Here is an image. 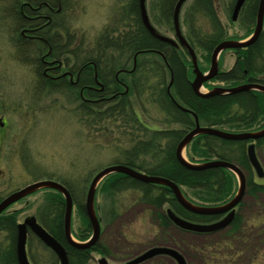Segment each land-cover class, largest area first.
Here are the masks:
<instances>
[{
    "label": "trees",
    "instance_id": "16d2710c",
    "mask_svg": "<svg viewBox=\"0 0 264 264\" xmlns=\"http://www.w3.org/2000/svg\"><path fill=\"white\" fill-rule=\"evenodd\" d=\"M20 1L18 0L16 3ZM43 1L36 0L40 4ZM56 1L58 0H53V2L48 0L49 5H55ZM177 2L178 0H161V3L156 4L152 11L154 13L156 8H159L165 18L172 20ZM259 3L260 0H247L244 6L246 10L244 16L249 22H255ZM15 7L17 9L16 4ZM231 7H233V4ZM25 9L32 8L25 7ZM16 13L19 24L21 21L20 10ZM188 14L189 16H185L184 22L187 27V31L184 33L185 37L196 53L199 55V52H201L204 61L210 63L213 50L222 42L229 40L227 31L218 17L215 0H194ZM194 15L203 19L206 18L210 26L207 28L199 27L197 19L193 17ZM158 21L156 20L157 25L160 24ZM22 23L23 27L27 26L28 29H35L33 21L24 19ZM119 23L121 25L120 31L111 32L106 29L96 39L90 51L87 48H83L82 45L75 47L73 40L71 41L72 44L67 43V36L69 35H62L65 41L60 39L59 29L65 30L62 25V19L59 20L57 17V20L52 24L50 32L48 30L51 26L44 28L47 30L44 36L50 40V44L54 48L52 58L64 60L66 65H71L70 67L74 71H78L88 64L91 66L87 67L82 73L77 85L71 84L68 79L51 80L38 74L39 85L37 93L51 94L58 92L70 98L74 96L71 100V102H76L77 104H75L74 112L85 126L88 124L93 129L98 127L104 132L116 130L122 138L129 135L131 131L141 133L137 136L138 138H133L131 146L122 153L123 158L116 164L125 165L149 176L162 177L175 183L182 190L185 197L194 204L216 206L228 202L234 196L233 192L236 187V177L232 173L222 169L194 171L184 168L178 162L176 158L177 146L195 128L196 123L193 115L174 106L166 92L165 86L167 85L168 87L170 83L167 84V76L171 77L169 71L171 70L174 76L171 93L177 102L194 112L199 117L202 127L216 128L221 131L234 133L251 131L257 125L254 122L251 123L247 116L249 110L246 109L247 106H244L247 101L246 95L208 99L197 97L191 87V80L193 79L192 62L188 51L172 47L149 34L141 21L138 0H134L131 3L128 12L124 11ZM172 29L174 30V28ZM52 30H55L56 33L58 32V34ZM53 40L58 42L56 46ZM263 41L264 36H261L260 40L250 49L236 51L238 62L234 70L222 75L220 80L227 83L234 82V84L238 85L239 82L243 81L244 69L256 72L259 68L258 62H264ZM31 42L30 46L34 50L41 48H38L39 45L36 42ZM18 45L22 53H26L28 52L26 50L30 49L22 42ZM72 45L73 47L70 48ZM153 51L159 52L161 55L150 54ZM142 52H147L149 55L139 57L136 71L131 75L118 74L124 70H133L134 57ZM165 63H167V67ZM149 69L159 70L161 74L155 71L148 79L147 73L151 71ZM117 75H119L118 79ZM152 78L157 80L159 88L162 87L160 91L155 89L156 85H152ZM97 82L102 84L104 87L103 91L96 90L98 87ZM121 83L128 89L127 93H125L126 90ZM84 87H90L88 101L80 98V90ZM248 100L252 105L257 104L264 108V102L256 103L253 98H248ZM148 106L158 107L163 114L167 111V125H181L182 130H168L166 136L164 132L145 129L146 118L144 117V120L142 116L148 111ZM163 140H165L164 145ZM151 143L156 145L150 146L149 144ZM262 143H264V140L259 141L258 146ZM147 159L157 161L153 164L154 166H152L151 170L148 169L146 164ZM187 159L193 164L214 159L228 161L240 167L245 173H252L247 157L246 142H229L213 136H200L193 140L187 148ZM249 183L254 184L253 181ZM62 184L70 191L77 212L83 218L84 225L87 228L86 231L78 235L82 238L86 236L89 229L83 197L85 191L78 192L74 190L73 186L67 183ZM126 191H137L139 193L137 196L139 201L137 203L152 209L155 221L166 223L167 231L175 228L184 233L175 227L167 215L163 213V208L166 205L177 216L195 223H213L219 218L192 214L177 202L168 187L144 184L123 174L109 176L101 183L99 188V193L104 194L117 195ZM260 193H264V187L258 185H254L250 192L252 195H260ZM44 194L49 197L48 200L53 201L52 207L48 211H43L39 208L36 215L38 222L58 242L66 247L71 264H88L90 251H79L69 247L66 243L64 235V198L55 191L45 190ZM3 199L0 198V202ZM97 212L99 214L98 209ZM17 217V213H6L0 217V236L5 238L7 243L6 247L0 248V264H18L16 254L18 238ZM199 235H204L203 237L218 235L220 237V239L212 242L208 248L204 247V249H201V254L210 261H216L222 250H233V246L242 245L241 242H244L246 238L245 228L241 227L240 223H234L231 229H224L209 235ZM173 238L172 236H167V246L178 249V243ZM35 240L38 241L34 235L29 234L30 261L32 264H44L37 255ZM178 251L187 258L189 248L183 246V249ZM50 260L51 262L45 264H56L55 257Z\"/></svg>",
    "mask_w": 264,
    "mask_h": 264
},
{
    "label": "rangeland",
    "instance_id": "374dc122",
    "mask_svg": "<svg viewBox=\"0 0 264 264\" xmlns=\"http://www.w3.org/2000/svg\"><path fill=\"white\" fill-rule=\"evenodd\" d=\"M16 1L18 0H0V123L3 124L0 127V198H5L39 181L51 180L67 183L78 192L85 191L83 197L86 201L92 178L99 171L120 162L123 158L122 153L131 146L133 138H138L137 136L141 133L131 131L129 135L122 138L116 130L104 132L98 127L93 129L88 124L85 126L74 112L77 105L76 102H71L74 96L70 98L58 92L37 93L38 74L43 78L46 77L43 74L42 58L46 55L47 49L44 44L39 43L37 45H39L38 48L41 47L40 49L34 50L30 46L31 41L27 40L29 35L23 34L29 29L27 26L23 27L22 21L33 17L32 9L24 10L25 7L35 9L41 4L36 0H19V3ZM133 1L58 0L55 5H51L54 6L55 13L49 14L46 11V15H49L48 19L32 21L36 27L48 23L45 28L51 26L48 30L50 32L57 17L59 20L62 19L65 30L59 29L60 39L64 40L62 35H69L67 43L72 44L73 40L75 47L82 45L90 51L96 39L106 29L111 32L121 30L119 21L124 11L128 12ZM44 2L49 4L48 0ZM235 2V0H215V5L218 17L227 31V37L239 41L246 39L250 32V35L254 32L256 19L254 23L246 20L244 7L237 21L234 22L232 16ZM146 3L148 16L158 33L175 40L172 20L165 18L159 8H156L154 13L152 11L156 4L161 3V0H147ZM192 3L194 0L189 1L181 12L183 33L187 31L184 23L185 16H189ZM232 4L233 7H231ZM18 10L21 13L19 24L16 13ZM193 17L197 19L199 27L210 26L206 18L195 15ZM156 20H159L160 24L157 25ZM52 31L55 32V30ZM262 36H264V30ZM20 42L30 47L26 50L28 52L22 53L18 47ZM53 43L56 46L58 42L53 40ZM72 47L73 45L70 48ZM235 55L232 50L222 55L224 67L228 69L231 65L233 66V60H236ZM198 56L201 64L209 69L210 63L204 61L201 52ZM149 70L151 71L147 73L148 79L156 71ZM156 72L161 74L159 70ZM151 82L152 85H156L155 89L160 91L162 87L157 86V80L152 78ZM169 82L170 77L167 76V84ZM99 84L97 83L96 90L98 88L101 90ZM147 109L148 111L142 117H148L147 124L150 128L167 129V131L182 130L181 125H165L162 110L158 107L148 106ZM164 144L165 140H163ZM260 152L264 162V148ZM184 156L186 158V152ZM155 162L157 161L147 159L146 164L149 170L153 168ZM257 181L264 184V180L257 179ZM237 187L236 184L234 196L238 190ZM138 195L137 191H126L117 195L100 192L97 195L96 205L103 228L102 243L108 249L109 257L106 258H110L111 263L123 264L138 255L146 246L155 244L156 231L152 223L156 221L153 211L137 203ZM48 199L44 191H41L16 203L8 213H17L18 223L21 224L30 217H36L39 208L48 211L53 202ZM245 201V213L249 222L257 224L258 221L264 220V196H258L257 199L247 196ZM168 210L166 205L163 213L166 214ZM73 221L74 229H80L82 221L77 214L76 206ZM245 233L246 238L244 242H241L242 245L233 246V250H222L216 261L208 260L201 254V249L208 248L212 242L220 239L218 235L203 237L204 235L199 234L180 233L172 228L167 231V236L174 237V241L178 243V249L172 247L177 252L182 250L183 246L189 248L186 258L188 264H264V236L259 234L258 228L247 229ZM5 240L0 236V248L6 247ZM34 242L37 246V241ZM99 259L101 256L96 255L91 264H98ZM167 264L172 263L167 260Z\"/></svg>",
    "mask_w": 264,
    "mask_h": 264
},
{
    "label": "water",
    "instance_id": "95a60500",
    "mask_svg": "<svg viewBox=\"0 0 264 264\" xmlns=\"http://www.w3.org/2000/svg\"><path fill=\"white\" fill-rule=\"evenodd\" d=\"M146 1L147 0H139L140 17H141L143 26L145 27V29L149 32V34L152 37L160 41H163L167 44H170L173 47H178V48L183 47L186 51H188V54L191 57L192 65L194 68V80L192 82V88L197 97L201 99H208V98H213V97L236 95V94L246 92L250 89L256 88L255 86L245 85V86H239L237 88H231V89L214 88L210 93H204L202 91L203 86L207 82H210L211 80L215 79L216 76L218 75L219 57L224 51L246 49L252 46L253 44H255L259 40L263 32V29H264V0H260V3H259L257 19H256V29L253 35L247 41H244V42L225 41L219 44L212 53L211 68L208 73H203L200 70V68L198 67V60H197L195 51L192 49V47L189 45V43L183 37V34H182L181 23H180L181 11H182L183 6L189 0H179L174 9L173 25H174L175 35L178 39V43L177 41L169 39L161 35L160 33H158V31L152 25L150 18L148 16ZM246 1L247 0H237L236 1L234 11H233V16H232V20L234 22L237 21L239 14L242 8L244 7ZM135 61H136V58H135ZM172 84H173V81H171V85L169 86V89H171ZM257 89L264 92V87H257ZM195 121H196V128L192 130L191 132H189L184 137V139L179 143L176 149V158L178 162L180 163V165L186 169H190L194 171L225 169L235 174L239 181L238 192L232 200H230L229 202L223 205L202 206V205L194 204L193 202H191L185 197V195L183 194L179 186H177L175 183L165 178L145 175L132 168H129L123 165H115V166L107 167L103 169L102 171H100L92 179L90 183V187H89L88 195L86 199V213H87L88 219L93 228V235H92L91 240L87 244L81 245L73 241L72 233H71V218H72L73 204H74L73 199H72L70 192L66 189V187L55 181H49V180L40 181V182L29 185L26 188L9 195L7 198H5L3 201L0 202V216L7 209L12 207L14 204L18 203L19 201L35 193H38L39 191H43V190L57 191L61 193L65 199L66 206H65L64 228H65V235H66V238L69 244L72 247H75L77 249H82V250L89 249L97 243L101 235V226H100V222L97 217L96 210H95V197H96L98 187L109 176L114 175V174H123L136 181H139L145 184L161 185L164 187H168L172 191L177 202L186 211L192 214L200 215V216H220V215L228 214V216L224 220L214 223V224L206 225V224H198V223H192V222L186 221L178 217L171 210H168L167 211L168 218L179 229L198 233V234H210V233L222 231L229 227V225L234 219L235 208L240 204V202L244 198L245 191H246L245 177L242 171L232 163L222 161V160H214V161L201 163V164H193L185 158L184 153L186 149L189 147V145L192 143V141L200 136L208 135V136L217 137L219 139L230 141V142L259 141L261 139H264V129L261 131H255V132L233 133V132L221 131L216 128H202L199 124V120L197 117H195ZM247 155H248V159H249L251 166L254 168L258 176L260 178H264V169L260 161L258 160L254 144H251L248 147ZM29 230H31L47 247H49L50 249L54 251V253L58 256L60 260V264H69L68 255H67L66 250L63 248V246L58 241H56L49 233H47L38 224L37 220L33 217L26 219L24 223L18 226V238H17L18 264H31L28 258V253H27V241H28ZM157 255H167V256H170L172 259H174L178 264H186L181 254L177 252L176 250L170 249V248L152 249L146 254H144L143 256H141L140 258L128 264H139ZM101 264H108V263L105 260H102Z\"/></svg>",
    "mask_w": 264,
    "mask_h": 264
},
{
    "label": "flooded vegetation",
    "instance_id": "af4514ba",
    "mask_svg": "<svg viewBox=\"0 0 264 264\" xmlns=\"http://www.w3.org/2000/svg\"><path fill=\"white\" fill-rule=\"evenodd\" d=\"M31 8H32L33 17L28 18L29 21H32V20H34V21H44V20H46V19L49 18V17L47 18V16H49V15H46L47 14L46 11H48L49 14L50 13L53 14V13L56 12L54 6H51V5H49L48 3H45V2L44 3L42 2L41 3V6L38 7V8H35V9H33V7H31ZM50 21L51 20H49V22ZM47 24L48 23H46V24H40L38 27L35 26V29L26 30L23 34H26L27 33V35H29V36H27V40L28 41H32V42H36V43L44 44L45 45V47L47 49V53L42 58V65H43L42 67L44 68V73L43 74L47 78H49L51 80H59L61 78H63V79H66L67 78V79H69V82L71 84L77 85L79 83V80H80V77H81L82 73L86 70L87 67H89L91 65L88 64V65L83 66L82 68H80L78 71H74V69H72V67H68L66 65V63L64 62V60H58L56 58H52V53H53L54 48L50 44V41L48 39H46L45 36H44L47 33L46 32L47 30L44 29ZM182 34H183V37L187 40V38L185 37V34L184 33H182ZM251 35L249 37H251ZM261 36H262V34H261ZM261 36H260V38H261ZM260 38H259V40H260ZM230 40H232V39H229V41ZM177 43H178V40H177ZM255 44H253L252 46H254ZM252 46H250L249 48H246L244 50H248ZM175 48H178V47H175ZM232 51L236 54V51L237 50H232ZM142 53H138L137 54L138 56L136 55L137 57L136 56L134 57L133 70H124V71H121V73H118V74L119 75L120 74H123V75H131L134 71H136V69L138 67V59H139V57H141L143 55ZM235 56H236V60H233V63H232L233 66L231 65V67H229L228 69L226 67H224V65H223L224 62L222 61V59H220V61H219V73H218V75L216 76L215 79L211 80L210 82H207L204 85V87L206 89L207 88L208 89H213V88H219V87H222V88H225L226 87V89H231V88H237L239 86H245V85H247V86H255L256 88L250 89V90H248L246 92H243V93H240V94H236V96L237 95H243V94L246 95L247 101H246V103H244L245 104L244 106H247L246 109L249 110V113H247V116L249 117L251 123L254 122V123L257 124L256 127L253 128V130L247 131V132L261 131V130L264 129V108L258 106L257 104L252 105L251 103H249L248 98L249 99H252L253 98L256 103H259L260 101L261 102H264V92H262V91H260V90L257 89V87H264V62H258L259 68L256 70V72H251V71H249L247 69L246 70L244 69V71H243L244 72L243 81L239 82V84L237 83L238 85L234 84V82H232V83L231 82H229V83L225 82V83H223L221 85V83H220V77L222 75H226V74L232 72L234 70L235 65L238 62L237 61L238 60L237 54ZM135 58H136V61H135ZM165 64H166V67H167V63H165ZM198 67L200 68V70L203 73H208L209 70H210V68H211V65L209 64V69H206L201 64V62L198 60ZM169 71H170V73H172L171 70H169ZM192 75H193V79L191 80V87H192V82L194 80V68L193 67H192ZM171 81L174 82V79H170V83H169L168 86L171 85ZM121 84H122L123 88H125V90H126L125 93H127L128 92V89L125 87V85L123 83H121ZM172 86H173V84H172ZM100 88H101V90L98 88L97 91H103L104 90V87L102 86V84H101V87ZM192 90H193V88H192ZM89 91H90V87H84L83 89H81L80 90V98L82 100H84V101H86V100L88 101V99H89L88 98ZM170 92H171V89H170ZM229 96H232V95H229ZM162 115L164 116V119H165V122H166V125H167V111H166V113H164ZM145 118H146V123L144 124L145 125L144 128L147 129L148 131L149 130L150 131L154 130V129L150 128V126L147 124L148 117H145ZM199 124H200V121H199ZM2 126H3V124L0 123V127H2ZM200 126H201V124H200ZM195 128H196V124H195ZM202 128H206V127H202ZM154 131H156V132H164V134L167 136V129L166 130H154ZM263 148H264V143H262L259 146H258V144H255L256 153H257L258 158H259V161H260V163H261V165H262V167L264 169V162H263V160L260 157V154H261L260 151H262ZM250 167H251L252 173H245L240 168L243 171V175L245 177L246 191H245L244 198L242 199V201L240 202V204L234 210V212H235L234 219H233V221L231 222V224L229 225L228 228L231 229V227L233 226L234 223H236V224L240 223L241 227H244L245 228V231L247 229H256V228H258L259 234L263 237L264 236L263 235L264 234V220L258 221L257 224L255 222H249V220H248L249 218H247L246 213H245V210H246V201H245V199H246L247 196H251L252 199H257L258 196L259 197L260 196H264V193H260V195L257 194L258 196L257 195L252 196L250 194L251 189L254 187V185L264 186V184L258 183V181H257V179L264 180V178H260L258 176V174L254 170V168L251 166V164H250ZM250 181H253L254 184H250L249 183ZM236 193H237V190H236ZM234 197L235 196H233L231 199H233ZM97 215L99 217L98 212H97ZM227 216H228V214L220 215V216H212V217H219V218H218V220L216 222L208 223V225L209 224H214V223L220 222V221L224 220ZM206 217H209V216H206ZM87 219H88V217H87ZM37 222H38V220H37ZM88 222H89V224H91L89 220H88ZM99 222H100V226H101V235H100V238L97 241V243L94 246H92L91 248L82 250V249H77L75 247H72L69 244V242H68V240L66 238L65 228H64V235H65L66 243H67V245L69 247H71L73 249H76V250H79V251H90L89 252V255H88V264H91L94 261V258H95L96 255L101 256V259L98 260V264H101V261L102 260H105L108 264H115L113 262L112 263L110 262V260H109L110 258L109 259L106 258V257H109L108 256V252H107L108 249L102 243V241H103V239H102L103 228H102V221H101L100 217H99ZM38 224L47 233H49L52 236V234L42 224H40L39 222H38ZM199 224H205V223H199ZM152 225L154 226L153 227L154 231H156V233H155V237L156 238L154 240L155 244H152L150 246H146L138 255H136L134 258L130 259L129 261H126L123 264H128V263H130V262H132V261L140 258L144 254H146L147 252H149L150 250L155 249V248H165V249H167V247L168 248H172L170 246H167V224L166 223H161V222H153ZM228 228H226V229H228ZM86 230H87L86 227H84V228H81L80 227V229L75 230L74 229V226H71V233H72L73 241L75 243L81 244V245L87 244L91 240L92 235H93V232L90 231V228L88 229V233L85 232L86 233V236H83L82 235L83 236L82 238H80L78 236V235H80L82 232H84ZM215 233H217V232H215ZM29 234H32V235H34L37 238V240H38L37 241V246H36V248H37V255L39 256L40 260L44 264L47 263V262H51L50 259H52V258L54 259V257H55V260H56V264H60V260H59L58 256L54 253V251L52 249H50L49 247H47L31 230H29L28 235ZM184 234H187V233L185 232ZM211 234H213V233H211ZM207 235H209V234H207ZM61 245L66 250L67 255H68V259H69V264H71L68 250L66 249V247L63 244H61ZM27 252H28V258H29V246H28V244H27ZM181 256L184 258L186 264H188L187 259L182 254H181ZM29 260H30V258H29ZM167 260L168 261H171L172 264H178L174 259H172L170 256H167V255H157V256L152 257V258H150V259H148V260H146L144 262H141L139 264H167ZM48 264H50V263H48Z\"/></svg>",
    "mask_w": 264,
    "mask_h": 264
},
{
    "label": "bare ground",
    "instance_id": "6f19581e",
    "mask_svg": "<svg viewBox=\"0 0 264 264\" xmlns=\"http://www.w3.org/2000/svg\"><path fill=\"white\" fill-rule=\"evenodd\" d=\"M257 13H258V11H257ZM256 19H257V15H256ZM239 50H243V49H239ZM239 50H237V51H239ZM143 55L142 56H144V55H149L147 52H143L142 53ZM150 54H155V55H161V53H159V52H155V51H153V52H151ZM164 60L166 61V59L164 58ZM167 62V61H166ZM167 75V74H166ZM119 76V75H118ZM118 76H117V78H118ZM174 78V76H173V74L171 73V77H170V79H173ZM220 83H221V85L223 84V83H225L224 81H222V80H220ZM100 85V87H101V84H99ZM220 85V86H221ZM167 89H166V92L168 93V96H169V98H170V100L172 101V103L174 104V106L175 107H177L178 109H180V110H186L185 112H187L188 114H190V115H193V117H194V119H195V117H197V118H199L194 112H192V111H190V110H188V109H186L185 107H183L180 103H178L177 102V100L174 98V96L172 95V93L170 92V89H169V86L167 87V85L165 86ZM219 88H222V87H219ZM214 89V88H213ZM213 89H206V92L207 93H210ZM225 89H226V87H225ZM195 94V93H194ZM183 110V111H184ZM163 119H164V116H163ZM199 120V119H198ZM163 122L165 123V125H166V122H165V119L163 120ZM196 122V121H195ZM253 132H255V131H253ZM261 140H263V139H261ZM261 140H259V141H261ZM259 141H248V142H246V141H243V142H246L248 145H247V151H248V147L251 145V144H258L257 142H259ZM230 142V141H229ZM256 155H257V153H256ZM247 157H248V155H247ZM257 157H258V155H257ZM258 160H259V158H258ZM210 161H212V160H210ZM210 161H206V162H210ZM226 162H228V161H226ZM248 162H249V159H248ZM230 163V162H229ZM250 163V162H249ZM233 164V163H232ZM116 165H121V164H116ZM115 166V165H114ZM123 166H125V165H123ZM127 167V166H126ZM130 168V167H129ZM133 169V168H132ZM135 170V169H134ZM213 170V169H212ZM222 170H225V169H222ZM137 171V170H136ZM206 171V170H205ZM226 171H228V170H226ZM139 172V171H138ZM230 172V171H229ZM140 173H142V172H140ZM230 173H232V172H230ZM143 174H145V173H143ZM233 174V173H232ZM145 175H147V174H145ZM234 175V174H233ZM126 176V175H125ZM235 176V175H234ZM128 177V176H127ZM130 178V177H129ZM139 182V181H138ZM142 183V182H141ZM145 184V183H144ZM236 184H237V186H238V182H237V179H236ZM101 185V184H100ZM100 185H99V187H98V190H97V193H96V197H95V210H96V213H97V205H96V198H97V195L99 194V188H100ZM63 186H65V185H63ZM258 186H260L261 187V185H258ZM66 187V186H65ZM89 187H90V184H89ZM89 187H88V190H89ZM264 187V186H263ZM238 188V187H237ZM66 189L68 190V188L66 187ZM88 190H87V195H88ZM48 191H54V190H48ZM69 191V190H68ZM55 192H57V191H55ZM70 192V191H69ZM57 193H59V192H57ZM62 197H63V195L61 194V193H59ZM71 194V193H70ZM87 195H86V199H87ZM252 195V194H251ZM72 196V195H71ZM252 196H254V195H252ZM64 198V197H63ZM73 199V198H72ZM4 200V199H3ZM64 201H65V199H64ZM73 203H74V200H73ZM66 206V205H65ZM74 208H75V204H73V212H72V218H71V226H74L73 225V219H74ZM11 209V207L9 208V209H7L3 214H6V213H8V211ZM169 210H171V209H169ZM172 211V210H171ZM173 212V211H172ZM2 214V215H3ZM77 214H78V212H77ZM85 214H86V216H87V213H86V201H85ZM1 215V216H2ZM0 216V217H1ZM78 216L80 217V219H81V221H82V225H81V228H84V227H86L85 225H84V220H83V218L78 214ZM64 217H65V212H64ZM88 217V216H87ZM209 217H212V216H209ZM89 220V219H88ZM20 224L18 223V226H19ZM88 226H89V228H90V231L91 232H93V228H92V225L91 224H89L88 223ZM181 231H183L184 233L186 232L187 234H195L194 232H189V231H185V230H182V229H180ZM180 232V231H179ZM103 233V232H102ZM181 233V232H180ZM211 234V233H210ZM102 237H103V234H102ZM16 254H17V248H16ZM18 261V260H17ZM31 263V262H30ZM32 264V263H31Z\"/></svg>",
    "mask_w": 264,
    "mask_h": 264
}]
</instances>
